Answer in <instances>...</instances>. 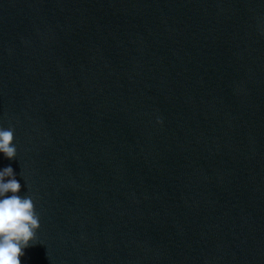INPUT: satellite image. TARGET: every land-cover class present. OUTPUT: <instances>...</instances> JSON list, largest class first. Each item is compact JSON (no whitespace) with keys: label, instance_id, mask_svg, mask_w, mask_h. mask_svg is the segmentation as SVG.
<instances>
[{"label":"water","instance_id":"water-1","mask_svg":"<svg viewBox=\"0 0 264 264\" xmlns=\"http://www.w3.org/2000/svg\"><path fill=\"white\" fill-rule=\"evenodd\" d=\"M264 264V0H123Z\"/></svg>","mask_w":264,"mask_h":264},{"label":"clouds","instance_id":"clouds-1","mask_svg":"<svg viewBox=\"0 0 264 264\" xmlns=\"http://www.w3.org/2000/svg\"><path fill=\"white\" fill-rule=\"evenodd\" d=\"M15 129L0 125V154L14 160ZM41 219L33 195L23 194L11 165L0 169V264H21L36 238Z\"/></svg>","mask_w":264,"mask_h":264}]
</instances>
